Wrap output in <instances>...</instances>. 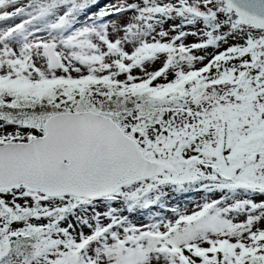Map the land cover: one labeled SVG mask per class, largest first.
I'll use <instances>...</instances> for the list:
<instances>
[{"label":"snow or ice","instance_id":"6c2138e0","mask_svg":"<svg viewBox=\"0 0 264 264\" xmlns=\"http://www.w3.org/2000/svg\"><path fill=\"white\" fill-rule=\"evenodd\" d=\"M0 264H264V0H0Z\"/></svg>","mask_w":264,"mask_h":264}]
</instances>
